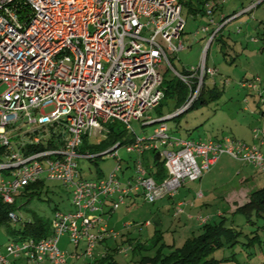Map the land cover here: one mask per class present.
Listing matches in <instances>:
<instances>
[{
    "label": "built area",
    "instance_id": "built-area-1",
    "mask_svg": "<svg viewBox=\"0 0 264 264\" xmlns=\"http://www.w3.org/2000/svg\"><path fill=\"white\" fill-rule=\"evenodd\" d=\"M228 1L204 0L205 12L213 18V7ZM260 3L264 0L223 18L213 30L204 27L208 42L199 67L179 75L168 59V53L185 49L178 0H0V87L6 88L0 95V199L12 205L27 186L45 179L59 182L69 192L73 208V212H54L48 237L0 248V264H66L67 254L59 247L63 237L75 249L83 244V256L92 258L97 244L117 239L106 214L138 196L148 204L172 198L185 183L198 182L222 157L264 173V114L259 118L261 127L252 130L260 148L231 138L182 139L168 132L166 125L192 108L205 79L212 82L217 76L205 58L221 29ZM165 63L186 88L187 97L176 112L154 119L149 112L164 99V76L159 70ZM241 87L255 89L247 81ZM260 103L264 105V96ZM132 121L142 127L158 122L152 134L137 136L125 148L137 156L134 175L123 179L119 160L106 178L81 179L77 160L95 159L78 151L84 136L108 124H119L133 134ZM18 123L28 126L26 132L11 135ZM57 125L67 131L66 138L60 136L64 139L60 148L54 144L60 137L44 136L45 128ZM38 146L43 149L27 152L28 147ZM119 148L116 143L102 156L112 153L117 158ZM148 152L164 163L167 177L161 184L145 166ZM9 219L16 223L19 217L11 213Z\"/></svg>",
    "mask_w": 264,
    "mask_h": 264
},
{
    "label": "rangeland",
    "instance_id": "rangeland-1",
    "mask_svg": "<svg viewBox=\"0 0 264 264\" xmlns=\"http://www.w3.org/2000/svg\"><path fill=\"white\" fill-rule=\"evenodd\" d=\"M256 1L229 0L221 10L213 15V18L206 12L196 16L188 14L184 3L182 19L185 25L181 40L185 49L176 55L168 53L172 69L179 75L191 69H197L201 63L203 49L208 42V34L202 29L207 26L211 30L215 29L221 24L223 18L240 13ZM211 19L214 25L211 24ZM238 30L242 33L237 34ZM262 35H264V3H260L258 8L251 13L244 14L230 22L218 33L208 46L205 62L208 68L218 72L214 80L217 88L222 90L220 97L208 102L207 105L196 103L183 115L170 121L167 120L168 132L182 139L202 141L232 138L237 141L243 140L246 144L260 148V142L253 140L252 130L261 127L260 120L253 114L260 115L261 111H264V105L259 102L260 93L264 91ZM219 38L225 42V45L219 41ZM172 69L165 63L159 70L166 82L176 79ZM225 81L228 82V86L224 84ZM241 81L249 82L254 85L255 89L242 88ZM210 82V79H205V86ZM5 90V87H0V95ZM172 111H174L173 102L163 100L156 109L149 112V116L155 119ZM130 126L133 134L127 132L119 124H108L101 131L92 132L88 138L89 145H97L107 138L109 142L101 149V152L93 155L95 159L80 158L77 160L81 179L87 181L104 179L114 172L119 160L121 177L127 179L134 175L137 156L134 153H127L125 148L137 136L152 134L157 125L142 127L141 123L132 121ZM16 127V131L11 135L18 134L20 131L24 134L28 128L20 123ZM110 128L112 130H109ZM52 133L56 138L67 135L66 129L62 126L57 125L44 129L46 138H49ZM114 139L122 144L117 150L118 157L114 158L113 154H110L97 158L113 149ZM63 140L61 137L59 140H54L57 148L62 147ZM261 151L264 154V147ZM222 158L221 162L228 161L225 164V172L216 169L213 173L211 172L210 177L204 180V183H208V191L211 195L206 193L205 187L198 191V183L193 182L185 183V188L181 190L183 195L187 189L193 192L195 202H197L196 207L199 209L203 208V205L196 198L203 191L208 197L206 199L208 201H204L210 205L208 208H203L202 211L182 209L183 211L176 213L179 209H172L174 199L170 197L158 200L154 204H148L142 196L127 200L126 206L120 207L112 214H106L105 217L111 230L117 234V239H109L103 245L98 244L92 258L81 256L79 259H74L72 256L75 248L68 243L67 237H63L67 239V245L64 246L60 242L59 247L67 254L66 264H106L108 257L113 258L117 264H162V260L177 249H181L188 240L204 234L205 226L220 223L225 230L232 232L233 238L231 244H226L214 252L213 258L227 259L223 264H264V250L259 252L261 244V248L264 249V218L258 217L255 212L246 214L237 210L248 204L254 192L264 189V173L248 167L246 172L248 171L250 177H254L256 183L250 188L253 190L247 189L248 192L244 189L240 190V178L236 177V173L242 170V164L228 157ZM146 163H152V159L149 158ZM42 181L43 189L38 196L30 199L24 196L19 200L20 207L14 213L20 220L11 223L8 228L0 226V248L22 239L23 235H11L10 231L19 230L26 221L36 218L51 221L55 211L73 212L69 192L59 182L45 181V179ZM176 199H181V201L184 199L187 202L183 196ZM189 204L194 205L193 202ZM189 216L191 220L188 219ZM202 219L207 222H201ZM82 247L81 244L80 248ZM106 257L107 261H102ZM17 264L27 263L18 261Z\"/></svg>",
    "mask_w": 264,
    "mask_h": 264
},
{
    "label": "trees",
    "instance_id": "trees-1",
    "mask_svg": "<svg viewBox=\"0 0 264 264\" xmlns=\"http://www.w3.org/2000/svg\"><path fill=\"white\" fill-rule=\"evenodd\" d=\"M178 2H179V4H181V6H183V4L185 3V6L187 8V13L191 14L193 16H196L198 14H202L205 12L204 0H187V1L178 0ZM222 8H223V5L220 6L219 8L214 6L213 11H215V13H217ZM227 18H229V17H227ZM227 18H224V19H227ZM238 18H240V17H238ZM227 25H225L221 29V31ZM261 40L264 41V35L261 36ZM219 41H221L222 44L225 45V42L221 38H219ZM217 75H218V72H217ZM214 79L207 86L204 85L203 90H202L201 94L199 95L195 104L199 103L201 105H207L208 102H211V101L218 99L220 97V93L222 92V90L217 88ZM243 82L244 81H241L240 84H242ZM163 87L165 90L163 100L172 101L173 105H174V111H172L168 114H165V115H160L159 117H157L155 119H159V118H162L166 115H170V114L176 112L182 106V104L185 102L186 97H187L186 88L177 79H174L173 81H167V82L164 80ZM261 96H264V92L260 93L259 102H260ZM194 105L192 106V108L194 107ZM260 114H264V111H261ZM179 116H181V115H179ZM173 119H175V118H173ZM173 119H170V120H173ZM170 120H168V121H170ZM176 127L178 128V125H176ZM109 130H112V129L110 128ZM26 136L29 139L31 138L30 134L29 135L27 134ZM66 137H67V135L63 136V138H66ZM117 139L113 140L114 145L116 143L121 144ZM214 140H217V139H214ZM232 140L237 141V139H232ZM108 142H109V138H107L105 141L99 143L98 145H89L88 144V137L84 136V138L82 140V145L79 148V152L84 153V154H92V155L98 154L99 152H101V149L107 145ZM51 145H53V144L50 143L49 146H51ZM42 149H43V146H38L35 148L28 147L27 152L28 153L29 152L30 153L37 152V151L42 150ZM110 154H112V153H107L104 156H108ZM148 154H149L148 157L152 159V163L147 164L146 162L148 161L149 158L145 156V159H144L145 164H146L145 166L147 169H149V166L151 167V169L149 170L150 175L153 176V178L157 184H161L162 181L167 177V173H166V170L164 167V163L155 154L149 153V152H148ZM100 157H103V156L100 155L97 158H100ZM42 189H43V181H39V182H36L34 184L27 186L23 191L20 192V194H18L15 197V201L12 205L3 204L1 199H0V226H2V227L5 226L6 228H8L11 225L12 222L9 219V215L11 213H14V212L16 213V211L19 209V207H20L19 206V200L21 199V197L27 196V197H29V199L34 198L35 196H38L40 194V191ZM237 210L241 211L243 213H246V214H250L251 212H255V214L258 217L264 218V189H261V190L254 192L252 197L249 198L248 204L242 208H238ZM19 220H20V218H19ZM205 229L206 230H205L204 234L200 235L197 238L188 240L183 245V247L181 249H177L176 251L172 252L170 254V256L166 257L164 260H162L161 263L162 264H223L224 261H227V259H215V257L213 258L212 256H213L214 252H216L218 249H221L224 245L231 244V240L233 238L232 232L228 229L225 230L222 223L217 224V225H213V226H205ZM49 233H50V221H48V220L44 221L42 219H37V218L24 222L22 228H20L19 230L10 231L11 235H17V234L23 235L21 240L28 239V238L40 240V239L48 237ZM102 243H103V241H101L99 244H102ZM261 247H262V244L259 246V252H262V250H264ZM106 259H107V257L105 259H103L102 261L106 262L107 261ZM102 261L100 263H102ZM106 264H117V263L114 261L113 258L108 257V261Z\"/></svg>",
    "mask_w": 264,
    "mask_h": 264
},
{
    "label": "crops",
    "instance_id": "crops-1",
    "mask_svg": "<svg viewBox=\"0 0 264 264\" xmlns=\"http://www.w3.org/2000/svg\"><path fill=\"white\" fill-rule=\"evenodd\" d=\"M241 32V31H240ZM242 33V32H241ZM257 114V113H256ZM256 114H253V115H255L258 119L260 118V116H261V114L260 115H256ZM260 120V119H259ZM89 138V137H88ZM239 141H243V140H239ZM243 142H245V141H243ZM246 143V142H245ZM98 145V144H97ZM148 153L145 155L146 157H148ZM221 159H223V158H221ZM221 159L215 164V166H213V168L208 172V173H206V174H204V176L199 180V182H193V183H198V187H197V190L198 191H201V190H203L204 189V187H205V190H206V193L207 194H209V195H211L210 194V191H208V188H209V186H208V183H204V180L205 179H207L208 177H210V175H211V172L213 173V171H215L216 169H220L221 171H223V172H225L224 170H225V164H227V162L226 163H223V162H221ZM221 164H223L222 166H221ZM244 166V167H243ZM248 167H252V166H250V165H244V164H242V170L240 171V172H238V173H236V177H239L240 178V181H239V185H240V190L242 189H244V190H246L247 192H248V190L247 189H249V191L250 190H253V189H250L251 187H253V184L255 185V183H256V180L254 179V177H250L249 176V174H248V171L246 172V170L248 169ZM244 169V170H243ZM186 184H184L181 188H180V190H179V192L174 196V197H170L171 199H174V200H172V209L173 210H176V209H181V211H183L182 209H185V210H200V211H202L203 210V208H208L210 205H208V203H204V201L206 202V201H208V200H206L208 197H206L205 195H204V193H203V191H202V194H201V198H196V199H199L201 202H202V205H203V208H200L199 209V207H196V203L197 202H195V198H194V194H193V192L190 190V189H187V190H185V194L183 195V193L181 192V190L182 189H184ZM239 192V191H238ZM241 192H243V191H241ZM200 194V193H199ZM184 197V198H186L187 199V202H186V200H182L181 201V199H176V198H181V197ZM187 196V197H186ZM131 200V199H130ZM194 203V205H192V204H189V203ZM177 211L178 210H176V213H177ZM219 217H221V215L219 214ZM188 219L189 220H191L190 219V216L188 217ZM108 223V222H107ZM109 226V225H108ZM110 228V227H109ZM111 229V228H110ZM107 240H109V239H104L103 240V243H106L107 242ZM60 242H62V244L65 246V245H67V239L66 238H63V239H61L60 240ZM103 243L102 244H99V245H103ZM60 244V243H59ZM83 245V244H82ZM98 245V244H97ZM97 247V246H96ZM96 249V248H95ZM83 253H84V245H83V247L82 248H78V249H75V253L73 254V258L74 259H79L81 256H83ZM93 257V256H92ZM103 259V258H102ZM18 262H15V261H12L10 264H17ZM44 264H46V263H44Z\"/></svg>",
    "mask_w": 264,
    "mask_h": 264
},
{
    "label": "water",
    "instance_id": "water-1",
    "mask_svg": "<svg viewBox=\"0 0 264 264\" xmlns=\"http://www.w3.org/2000/svg\"><path fill=\"white\" fill-rule=\"evenodd\" d=\"M156 124H158V122H154V123L148 124L147 126H152V125H156Z\"/></svg>",
    "mask_w": 264,
    "mask_h": 264
}]
</instances>
